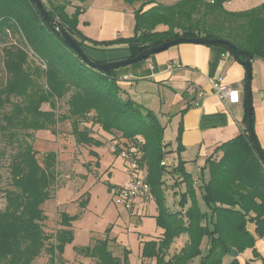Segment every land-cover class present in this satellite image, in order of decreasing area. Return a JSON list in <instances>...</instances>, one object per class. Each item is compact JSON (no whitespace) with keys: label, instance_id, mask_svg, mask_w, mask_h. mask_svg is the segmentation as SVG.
Returning a JSON list of instances; mask_svg holds the SVG:
<instances>
[{"label":"trees","instance_id":"1","mask_svg":"<svg viewBox=\"0 0 264 264\" xmlns=\"http://www.w3.org/2000/svg\"><path fill=\"white\" fill-rule=\"evenodd\" d=\"M41 1L48 15L81 47L85 37L76 26L82 6L68 13L65 9L72 0ZM223 2L177 0L171 5L140 8L134 12L131 37L103 44L126 43L131 57L179 36L220 38L233 45L234 53L223 43L206 45L224 47L241 64H251L256 58L264 61V3L229 11ZM160 24L167 28L156 29ZM13 36L20 42L8 43ZM0 44L5 72L0 84V159L8 148L14 151L9 155L10 187L4 190V206L0 208V264H31L43 250L53 264L63 245L72 239L74 216L60 213L62 227L53 235L43 228L45 214L40 204L51 197L56 182V154L48 152L40 162L32 145L33 132L47 129L54 133L58 121L71 119L76 143L94 142L87 127H79L91 111L93 123L102 130L112 137L133 140L142 150L150 193L157 203L156 218L165 229L160 241L145 242L142 257L155 258V264H189L194 257H199L197 264H222L223 256L231 249L239 253L253 248L255 237L247 229V222L254 223L256 236H264V166L249 139L247 107L244 131L217 147V156L206 159L209 176L198 185L205 209L197 200L192 176L179 160L173 172L184 182L185 190L180 194V209L170 211L161 190L166 170L160 164L166 153L164 127L151 110L130 97H122L115 69L99 70L82 61L44 22L34 0H0ZM67 94L66 114L58 115L55 101ZM43 103H48L50 109H42ZM181 233L188 235V242L166 260V250ZM203 238L204 251L200 248ZM109 240L94 239L77 252L99 264H126L124 257L113 255L108 248ZM229 264L239 262L234 258Z\"/></svg>","mask_w":264,"mask_h":264},{"label":"crops","instance_id":"2","mask_svg":"<svg viewBox=\"0 0 264 264\" xmlns=\"http://www.w3.org/2000/svg\"><path fill=\"white\" fill-rule=\"evenodd\" d=\"M147 1L134 0L130 2L124 0V4L130 5L127 8L122 7V3L119 0H87L84 3L72 0L65 10L68 13H72L75 6H82L83 10L77 18L76 26L78 31L85 37L81 47L86 56L92 61L109 62L128 58L131 55V51L126 43L114 45H105L103 43L116 38L131 37L134 34L135 26V17L132 18V14L140 8L146 10L158 2V0H155L154 3L148 4ZM176 1L174 0L167 5H171ZM262 3H264V0H259L255 6ZM160 4L166 5L161 2ZM229 4H232L231 0L223 2L227 10H229ZM166 28L162 24L156 27L158 30ZM250 65L252 129L259 146L264 151V61L256 58L252 60ZM114 72L118 79L117 82L122 88L123 97H130L138 103H140L139 98L150 101L155 97L159 102V109L161 108L164 111L162 113L167 118V121L175 122L174 143L172 144L171 141L166 142L163 139L164 150L166 151L164 155L166 170L163 179L165 177L177 178L178 174L174 173L173 169L177 166L178 161L182 160L185 171L193 178L196 192L200 191L201 188L198 185L203 181H207L209 176L206 159L212 155L217 156L220 153V151L216 152L217 147L244 131V116L246 112L244 65L236 61L222 46L179 43L138 62L118 67ZM216 79L222 85L236 92L237 100L235 102L224 101L213 91L211 81ZM112 136L110 134L109 142ZM119 139L124 140L123 138ZM59 142H61V139ZM75 144L77 143L75 142ZM62 156L60 154V157ZM71 156L73 157V155ZM72 164L74 168L77 167V164ZM191 170L194 171L193 174ZM178 180L180 181L181 178L179 177ZM181 185L185 186L184 183ZM184 190L185 187L181 192ZM56 194L55 190L53 196ZM198 202L201 209H205L202 199L198 200ZM134 203L133 201L128 211L130 212L133 208L142 205L140 213H138V218L141 219L143 214L148 211V203L146 200ZM62 204L59 203L57 205L56 212L58 211L59 214L63 212L73 216V209L67 210V207L64 209L61 207ZM68 205L70 206L71 203ZM165 205L170 211L180 209V206H169L166 203ZM155 215H157L156 208H154L150 216ZM72 224L73 221L70 227L73 232ZM59 227L61 228L62 226L59 225ZM247 227L254 237L257 238L254 233L255 225L248 223ZM123 230L127 231L128 228L123 227ZM156 233L158 234L151 240L158 239L162 230ZM103 238L105 236H93L88 244H91L94 239ZM109 239L108 248L113 255L122 258L121 255L124 249L116 241V236L109 235ZM204 239L200 245L202 251L206 248V243L204 247L202 246ZM187 242L188 235L186 233L176 236L166 250V258L168 259L169 255L178 253ZM138 246H142L141 240H139ZM114 247L121 249V251L115 254ZM255 248L262 255L264 253V240H257ZM243 254L251 255L250 249H246ZM139 257L140 264L155 263V258ZM60 258L61 262L63 261L60 264H69L66 259L61 256ZM238 259L239 264H246L245 258L239 257ZM89 260L92 264H99L93 258H89ZM257 261L256 259L248 262V264H262ZM189 264H192V260Z\"/></svg>","mask_w":264,"mask_h":264},{"label":"rangeland","instance_id":"3","mask_svg":"<svg viewBox=\"0 0 264 264\" xmlns=\"http://www.w3.org/2000/svg\"><path fill=\"white\" fill-rule=\"evenodd\" d=\"M123 1L124 0H119V2L122 3V7L129 8L130 5L124 4ZM173 1L174 0H158L157 4L161 2L167 5ZM258 1L259 0H231L232 4L228 5V9L230 11H242L255 6ZM132 18H134V14H132ZM19 40L20 38L13 36L9 38L8 43H14L15 41L20 42ZM4 79L5 72L2 64V44H0V84ZM67 98L68 94L61 100L55 101L54 111L58 115L66 114L67 105L65 101ZM138 100L143 107L151 110L157 115L159 123L162 127L165 126L163 139L166 142L171 141L173 144L175 122L167 121V118L162 113L164 111H162L161 108L159 109L158 100L155 99V97L150 101L144 98H139ZM41 108L44 110L50 109L48 103H43ZM93 115V111L85 114L79 127H87L90 132L89 135L94 139V142L75 144L76 141L72 133L71 119L58 121L55 124L54 133L47 129H39L33 132L32 145L35 155L40 162L46 153L54 152L56 154V182L51 188V197L40 204L45 214L43 228L49 235H53L55 231L60 228L59 212H56V208L59 203H63L61 207L64 209L67 207V210L70 208L71 210L73 209L72 215L74 216L72 220V239L63 245L60 254L69 264H92L89 260L90 257L78 253L77 248L86 246L93 236H105L109 238V235H115L116 241L121 248L124 249L121 256L126 259V264H140L141 261L139 260V256H142L145 242L157 235V231L162 230L159 238L155 239L156 241H160L165 230L158 223L156 218L157 215L150 216L154 208L157 209V203L152 194L146 199L139 197L135 198L133 200L135 203L143 200H146L148 203V213L146 212L143 214L141 219L138 218V213H140L142 205L133 208V210L129 212L128 210L131 207L126 209L122 204L116 205L114 203L110 189L122 186L126 180L125 162L122 157L109 150L108 139L110 133L102 130L98 124L93 123ZM60 139L61 142H59ZM123 139L126 143L132 142L135 144L133 140ZM11 152L14 151L8 148L6 154L0 159V208L4 206V190L10 187L8 164ZM60 154L63 155V158L60 157ZM71 155H73V157ZM72 163L77 164V167L74 168ZM193 173L194 171H192V174ZM164 183L166 184H163L161 189L164 202L169 206L179 207L180 194L185 187L181 184L184 182L179 181L178 178L171 179L165 177ZM55 190L57 194L53 196ZM200 195V191L198 190L196 196L199 201L201 200ZM69 203H71L73 207L71 205L69 206ZM136 209H138V211H136ZM248 223L253 222H247L246 227ZM123 227L128 228V230H123ZM261 239L264 240V236H257L253 248H246L250 249L251 255L243 254L246 249L237 253L236 256H231L229 251L223 256L222 264H229L234 258L239 261V257L245 258L248 262L257 259L258 263H262L264 253L261 255L255 248V242ZM139 240H141V247L138 246ZM49 241L54 242V239L50 238ZM205 243L206 238L204 239L203 247ZM113 250L115 254L121 251V249L116 247H114ZM254 251L256 253H254ZM60 256L56 255L53 264H60L63 262H61ZM49 257V254L43 250L31 264H51L49 262ZM165 259L167 260L166 256ZM198 261L199 257H194L192 259V264H197ZM96 263L98 262L96 261Z\"/></svg>","mask_w":264,"mask_h":264},{"label":"water","instance_id":"4","mask_svg":"<svg viewBox=\"0 0 264 264\" xmlns=\"http://www.w3.org/2000/svg\"><path fill=\"white\" fill-rule=\"evenodd\" d=\"M35 5L37 9L39 10L44 22L52 28L59 36L62 38L74 51L75 53L84 61L87 63L90 67L96 68L99 70H108V69H116L121 66H125L128 64H132L135 62H138L140 60H143L150 55L159 52L161 50H164L172 45H176L179 43H200V44H217V43H223L229 46L232 53H234L235 49L233 45L227 43L225 40L220 38H207V37H184L179 36L177 38L171 39L169 41L162 42L157 45L150 46L148 48L143 49L141 52H139L135 56L128 57L123 60H116V61H109V62H94L91 61L86 54L84 53L83 49L80 47V45L55 21L53 20L47 13L46 9L43 6V3L41 0H34ZM234 57L236 58V55L234 54ZM242 65L245 67V101H246V107H247V129L249 132V139L257 152L258 156L260 157V160L264 166V152L262 151L261 147L259 146L256 137L254 135L253 129H252V119H251V65L246 62H242ZM229 254L231 256H236L237 252L234 249H231Z\"/></svg>","mask_w":264,"mask_h":264},{"label":"built area","instance_id":"5","mask_svg":"<svg viewBox=\"0 0 264 264\" xmlns=\"http://www.w3.org/2000/svg\"><path fill=\"white\" fill-rule=\"evenodd\" d=\"M212 2L213 0H208ZM44 67V66H43ZM213 91L224 101L235 102L237 100L236 92L222 85L218 79L211 81ZM109 150L122 157L125 162V171L127 178L122 186L110 189L113 201L116 205L122 204L126 209L132 206V201L139 198H149L150 187L147 182V166L142 161V150L138 144L125 142L117 137H111ZM161 165L166 166L163 157Z\"/></svg>","mask_w":264,"mask_h":264}]
</instances>
